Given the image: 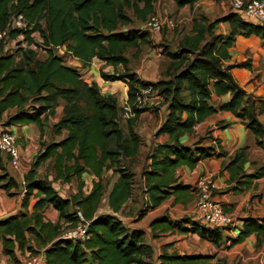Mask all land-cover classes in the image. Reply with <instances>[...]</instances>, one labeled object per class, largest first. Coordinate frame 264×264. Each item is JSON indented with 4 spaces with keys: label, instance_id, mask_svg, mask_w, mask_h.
Returning a JSON list of instances; mask_svg holds the SVG:
<instances>
[{
    "label": "trees",
    "instance_id": "16d2710c",
    "mask_svg": "<svg viewBox=\"0 0 264 264\" xmlns=\"http://www.w3.org/2000/svg\"><path fill=\"white\" fill-rule=\"evenodd\" d=\"M176 1L183 7L197 0ZM18 14L24 15L32 25L27 39H31V33L39 35L46 58L39 59L38 53L20 47L19 43L13 46L14 51L13 47L8 49L4 45L0 48V120L7 114L1 120L0 131L17 125H36L43 131L48 117L56 113V106L62 101L64 116L53 130L55 135L64 136L45 144L25 175V212L0 222L4 253L14 264L22 262L17 253L36 256L42 250L43 264H152V248L145 243V232L129 229L116 216L133 194V168L141 147V137L135 131L137 118L129 120L125 128L118 98L104 94L95 82L87 83L57 52L64 49L85 67L95 58L113 67V74L101 72V77L106 82L126 83L129 102L148 85L162 95L163 103L156 109L165 106L168 114L158 134L169 135L170 142L153 149L148 156L149 168L143 173L145 193L151 208H156L176 191L190 189L179 183V168L193 169L202 159L214 155L212 148H191L181 140L206 118L219 111L231 112L246 121L257 137V144L264 148V128L256 115L257 104L260 112H264V100L247 95L231 73L234 67L224 65L230 58L228 48L236 38L255 35L264 39V25L248 23L231 14L226 18L230 35L223 39L213 32L216 22L209 26L195 22L191 35L183 37L176 53L164 51L171 59L166 72L168 79L151 83L131 72L128 55L135 50L136 57L141 46L151 43L149 31L133 29L131 24L133 19L146 24L155 14V0H0V32ZM9 34L11 40L19 36L14 30ZM119 67L122 72L118 71ZM213 94L230 95L231 100L215 107L211 104ZM141 110H136L137 114ZM243 154L228 167L240 161ZM48 161L52 162L53 180L39 177V169ZM110 170L112 174L108 177H117L108 195L111 213H100L108 190L105 174ZM3 172L0 182L6 184L0 188L13 197L16 193L11 190L19 189V184L6 169ZM84 174L94 177L89 193L84 191ZM261 176L264 167L251 177ZM73 179L80 182L78 193L61 196L56 183L68 184ZM31 198L36 199L32 208ZM49 207L58 212V222L45 220ZM79 211L91 221L88 239L84 242L62 239L63 224L76 226ZM178 223L170 222L165 230L179 227ZM192 227L180 230L197 233L215 244L221 242L220 229L197 223ZM261 228L258 222L249 220L236 241ZM208 259L164 254L160 264H209Z\"/></svg>",
    "mask_w": 264,
    "mask_h": 264
},
{
    "label": "crops",
    "instance_id": "0c3cea01",
    "mask_svg": "<svg viewBox=\"0 0 264 264\" xmlns=\"http://www.w3.org/2000/svg\"><path fill=\"white\" fill-rule=\"evenodd\" d=\"M162 1L166 3L164 6H167L165 13L174 14L178 18V24L187 25V27L185 31L181 30L177 34L171 32L175 31V29L153 34L155 35L154 37L151 36V33L149 37L151 43L155 41V44L163 47V50H160L162 54L155 55V53H152L153 58L147 61L144 69V60L139 67L135 68L132 64L133 58L135 60L140 58L141 50L136 57L134 56L136 52L132 58L128 55L131 72L136 73L138 78L144 82L156 83L160 80L168 79L166 72L171 59L164 51L167 49L166 51L170 53H176L183 37L191 35L195 22L202 23L204 26H209L216 22L213 26V32L216 36L225 39L230 35V26L226 22V18L234 13L229 3L217 0H197L193 5L188 4L180 7L176 0ZM162 1L155 0V13H160L157 11H159L158 7ZM174 36H176L175 39ZM162 41L166 43L162 44ZM228 53L230 58L224 61V65L234 67L231 73L239 87L250 97L264 100V39L255 35L250 37L240 35L236 38L234 44L228 48ZM69 56L72 58V62L67 64L68 66L77 69L87 83H97L104 94L117 97L119 107L122 108L128 101L127 84L122 81L106 82L101 77V72L113 74V67L106 66L97 58L92 61L89 67H85L79 59ZM244 64H248L249 67L243 66ZM118 71L122 72V67H119ZM230 100V95L217 97L213 94L211 104L219 107ZM155 110H159V112ZM167 114V109L164 106L160 109H142L136 117L135 131L141 137V147L140 154L133 168L135 173L133 194L132 198L123 207V210L116 216L129 229L145 232V243L152 248V257L150 259L152 264H160V257L164 254L208 257L210 258L207 260L209 264H264V221H262L264 219V176L260 178L251 177L264 167V148L257 144V137L249 130L246 121L236 117L231 112L219 111L206 118L195 126L193 133L187 134L181 139L184 145L191 148H212L214 155L202 159L193 169L185 166L179 168L177 170L179 183L190 186V189L176 191L160 206L151 208L149 196L145 193L143 173L149 168L151 160L148 159V156L153 149L157 145L170 142L169 135L158 134ZM256 115L264 128V112H260V104H257ZM6 116L7 114L5 113L1 120L3 121ZM127 122L122 119V123L126 124ZM54 125L50 126L53 132ZM45 127L43 131L36 125H17L8 128V130L17 134L19 138L23 170L22 172L14 171L10 165L9 157L5 153L0 152V177L5 173L3 172L4 168L19 184V189L11 190V193H16L13 197L9 195V192L0 188V222L25 212L22 195L23 182H25V175L32 167L31 163L29 166H26V163L34 162V158L44 147L42 146L43 143L48 142L50 144L61 140L64 136L59 137L52 133V137L48 138ZM55 137L57 138L56 140ZM142 152H146V158L143 167L140 168L138 159H140ZM240 154H243L241 160L229 168L228 165ZM38 173L39 177H48L49 180H53L55 177L52 171L49 174H42L41 168ZM110 174H112L111 170L105 174V177ZM138 174H140L139 180L137 179L139 177ZM202 177L209 178L215 183V200L221 203L225 211L236 219L235 227L220 229L221 242L219 244L205 240L197 233L180 230V228H193V223L208 227L203 221L198 220L193 213L197 201L195 187ZM113 179L115 180L112 185L116 182L117 177H113ZM73 180L68 184H64V188L73 186ZM93 180V176L83 175L82 181L85 184L84 191L86 193L90 192ZM5 184L6 182L1 181L0 187ZM112 185L107 190L103 200V203L107 202V210L104 213H111L108 207V195ZM72 192L74 195L78 193L74 189H72ZM61 196L64 195L62 194ZM35 202L36 199L31 198L29 207L32 208ZM49 210L53 211V215L49 217L46 212L45 220L54 223L58 222V212L52 207H49L46 211ZM100 213L103 212L100 210ZM249 220L258 222V225L262 227L261 230H255L244 239L236 241L240 234L246 230ZM155 221L162 223L155 224ZM170 222H180L176 225L179 227H170L169 230H165ZM43 253L44 251L42 250L39 254ZM29 254L28 252L25 254L17 253V256L20 261H23ZM0 264H14L10 257L4 253L1 237Z\"/></svg>",
    "mask_w": 264,
    "mask_h": 264
},
{
    "label": "built area",
    "instance_id": "2783aa9c",
    "mask_svg": "<svg viewBox=\"0 0 264 264\" xmlns=\"http://www.w3.org/2000/svg\"><path fill=\"white\" fill-rule=\"evenodd\" d=\"M227 2L231 6L234 14H237L245 22L264 25V0H217ZM178 26L177 20L173 17L155 13L149 17L146 23V30L152 34L162 33L164 30H174ZM18 31L19 36L11 40L10 31ZM32 25L22 14H18L9 22L6 30L0 32V48L4 45L6 48L19 46L32 51H41L43 42L37 33H31V39L28 40V33L31 32ZM5 49V48H4ZM163 103L162 95L151 85L141 88L135 95L134 101H127L122 106V119L125 121L137 117L136 110L144 108L156 109ZM19 138L11 130L0 131V152L9 157L10 165L14 171L22 172V151L18 142ZM25 182H23L22 195L26 194ZM215 183L206 177H202L197 182L195 191L197 201L193 209L194 216L203 221L211 229L233 228L236 225V219L233 215L226 212L223 205L215 200ZM78 222L76 226L70 227L64 225L61 238L64 240L84 242L88 239V231L91 221L84 218L82 213H77ZM43 254L29 255L20 264H43Z\"/></svg>",
    "mask_w": 264,
    "mask_h": 264
},
{
    "label": "rangeland",
    "instance_id": "374dc122",
    "mask_svg": "<svg viewBox=\"0 0 264 264\" xmlns=\"http://www.w3.org/2000/svg\"><path fill=\"white\" fill-rule=\"evenodd\" d=\"M164 5H166V3H164L162 1V3L160 4V6L158 7V10L159 11H157V12H160L161 14L169 15V16L173 17L174 19L178 20V18L174 14H171L170 12L165 13V10L167 9V6H164ZM131 25H132L131 28H133V29H138V30H141V31H145L146 30V24L145 23H141L140 21H137L136 19H133V22H132ZM186 27H187V25H184L183 26L181 24V25H179V27H177L175 29V31H171V32L172 33L175 32L177 34L181 30L185 31L186 30ZM151 36L154 37L155 35L151 34ZM175 38H176V36H174V39ZM163 43H166V42L162 41V44ZM162 48L163 47L158 46V44H155V41H152V43L150 45H148V46H145L143 48L141 47V49H140L141 50L140 58L138 60H135V58H133L134 59V61L132 63L133 66L135 68L141 66V63L144 60V63H145V65L143 66V69H144L145 66L147 65V61L148 60H151L153 58L152 57V53H155V55H157L159 53L162 54V52L160 51V50H163ZM12 49L14 51V50H16V47H13ZM135 52H136L135 50H131L129 52V56L132 58L133 57V54ZM57 53L60 54V55H63L66 64H70L72 62V58L69 55H67V53H66V51L64 49L58 51ZM38 55H39V59H45L46 58V52H45V50L44 49H42L41 51L39 50ZM20 64H22V62H20ZM160 66H161V63H160ZM110 69H112V68H110ZM108 73L111 74L110 72H108ZM53 106H55V105H53ZM56 107H57L56 108V113L54 115H52V116H49L50 118L48 117V119L46 121V125H45L46 127H45V129H46V134H47V137L48 138H51L52 137L51 136L52 133H53V135H55V133L52 131V129H51L50 126L51 125H54L55 123H57L64 116V108H65L64 102L60 101L59 104H58V106H56ZM82 107H84V106H82ZM53 110L55 111V107H54ZM155 111L156 112H159V110H155ZM122 125L126 128V124L125 123H122ZM56 139L57 138L55 137V140ZM45 144H48V142H45ZM45 144L43 143L42 146H44ZM35 158H34V160H35ZM145 158H146V152H142L140 159H138V164L140 165V168L143 167V165H144L143 163H144ZM139 161H140V163H139ZM30 163L32 164L31 161L30 162H27L26 163V166H29ZM51 163L52 162L48 161V162H46V163H44L42 165V167H41L42 174H45V173L49 174L50 173V171H51ZM138 176L139 177H137V179L139 180L140 174H138ZM114 180L115 179H113V178L110 179V177H106L105 178V185L106 186H109L107 188L108 190L110 189V187H111V185H112V183H113ZM87 182H89V181H87ZM79 184L80 183L77 180H73V186H70V188H64V184H61V183H56V187L57 188H60L61 194H63L64 196L70 197V196L74 195L73 192H72V189H74L75 191H78V188H79L78 185ZM106 198H107V195H106ZM106 203L107 202L103 203L102 204V207H101V212H103V213L106 212V210H107ZM46 212L48 213L49 217L51 215H53V211H50L49 210V211H45V213ZM63 226H64V224H63Z\"/></svg>",
    "mask_w": 264,
    "mask_h": 264
}]
</instances>
